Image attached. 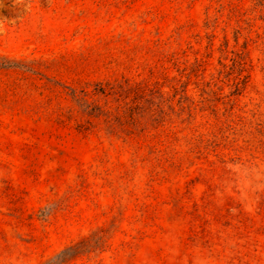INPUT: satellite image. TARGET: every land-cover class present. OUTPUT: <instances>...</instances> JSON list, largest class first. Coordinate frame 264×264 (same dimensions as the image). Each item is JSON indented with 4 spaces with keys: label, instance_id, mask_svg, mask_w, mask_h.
Segmentation results:
<instances>
[{
    "label": "rangeland",
    "instance_id": "obj_1",
    "mask_svg": "<svg viewBox=\"0 0 264 264\" xmlns=\"http://www.w3.org/2000/svg\"><path fill=\"white\" fill-rule=\"evenodd\" d=\"M0 264H264V0H0Z\"/></svg>",
    "mask_w": 264,
    "mask_h": 264
}]
</instances>
